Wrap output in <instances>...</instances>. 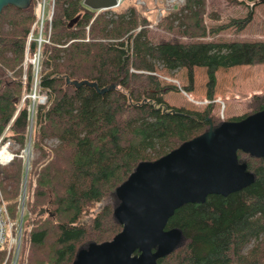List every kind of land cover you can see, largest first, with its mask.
<instances>
[{
    "label": "trees",
    "instance_id": "1",
    "mask_svg": "<svg viewBox=\"0 0 264 264\" xmlns=\"http://www.w3.org/2000/svg\"><path fill=\"white\" fill-rule=\"evenodd\" d=\"M229 1L249 5L247 16L208 31L207 1L185 0L157 25L172 31L177 21L189 37L233 26L241 31L252 21L254 6L264 2ZM128 9L94 10L83 0H56L54 44L45 47L49 71L43 80L52 100L39 115L43 123L34 135L41 156L28 176L30 214L23 222L17 264H72L82 249L113 239L123 229L117 216L122 203L117 188L138 164L154 161L224 122L214 102L203 110L169 104L154 73L158 64L169 71L187 68L188 92L194 87L195 68L206 67L207 96L214 99L219 68L264 63V40L154 44L145 27L152 23L148 13L137 5ZM36 10L33 0L27 8L7 5L0 13V136L25 89L24 69L19 67ZM67 75L96 82L100 88L115 87L103 93L87 84L77 87L67 83ZM248 104L250 112L227 120L263 110L264 92L254 94ZM27 130L24 108L9 137L23 144ZM47 138L58 140L48 151ZM47 152L50 157L40 163ZM238 161L246 163L254 181L227 195L209 194L204 202H185L176 208L165 228L178 229L180 238L157 264H264V156L239 150ZM23 170L21 159L11 167L0 166L1 201L12 219L19 212ZM6 256L3 247L0 263Z\"/></svg>",
    "mask_w": 264,
    "mask_h": 264
},
{
    "label": "water",
    "instance_id": "2",
    "mask_svg": "<svg viewBox=\"0 0 264 264\" xmlns=\"http://www.w3.org/2000/svg\"><path fill=\"white\" fill-rule=\"evenodd\" d=\"M83 2L99 10L116 7L119 0ZM31 3L0 0V13L7 5L24 9ZM78 19H72L69 27ZM66 81L77 87L94 86L102 93L115 87L100 88L96 82L71 80L68 75ZM239 150L264 156V109L241 120L224 121L154 161L140 162L117 188L122 199L117 216L123 229L111 240L82 249L72 264H157L180 238L178 229L165 228L176 208L185 202H204L209 194L227 195L254 181L246 163L238 161ZM46 211L43 208L41 213Z\"/></svg>",
    "mask_w": 264,
    "mask_h": 264
},
{
    "label": "rangeland",
    "instance_id": "3",
    "mask_svg": "<svg viewBox=\"0 0 264 264\" xmlns=\"http://www.w3.org/2000/svg\"><path fill=\"white\" fill-rule=\"evenodd\" d=\"M206 1L207 11L204 16V21L208 31L211 28L227 24L234 18L246 17L248 14L249 5L246 4L230 2L229 0ZM138 3L140 5H138ZM135 5L141 10L146 11L149 18L152 20V23H149L145 27L147 28L148 38L154 44L163 42L264 40V2L257 3L254 6L253 19L243 30L238 31L236 27L233 26L217 33L208 32V34L203 37L186 36L177 21H175V28L172 31H167L157 25L165 14L174 12V10L177 9V3H172L169 0H122L120 7L116 8L126 10ZM112 15V13H108V16L111 17ZM88 27L89 25L87 28ZM11 71L12 70H8L9 74H13ZM154 73L160 78L164 86V98L169 104L177 107H186L192 110H203L210 102H214L216 105V114L224 121L228 118L241 116L250 112L251 108L248 103H250L251 97L254 94L264 92V63L242 64L219 68L217 71V83L219 80V87L215 89L214 99H210L207 96L206 67H196L194 71L193 91H189L188 94L198 101V103L189 99L184 90L189 84L187 68L169 71L161 64H158L156 72ZM172 87L176 89H171ZM40 154L41 151L37 158L41 156ZM44 158L45 157L41 158L40 163ZM29 210L25 219H27L29 216L28 214H30ZM18 234L19 233L16 235L17 238ZM20 248L21 243L17 244L16 249H14L16 254H19Z\"/></svg>",
    "mask_w": 264,
    "mask_h": 264
},
{
    "label": "built area",
    "instance_id": "4",
    "mask_svg": "<svg viewBox=\"0 0 264 264\" xmlns=\"http://www.w3.org/2000/svg\"><path fill=\"white\" fill-rule=\"evenodd\" d=\"M169 1L181 3L184 0ZM55 8L56 0H37L36 20L27 36L25 58L22 64L24 68L22 81L25 89L20 104V108L27 105L29 112V129L26 143L21 148L19 143L11 138H7L13 120L9 122L0 138V165L11 164L16 156L22 158L24 161L25 180L22 184V194L20 196L22 205L25 203L26 176L28 171L32 168V162L36 156L34 135L38 126L42 125V121L39 122V113L40 110H44L52 100V92L49 87L44 85L43 80L44 76L49 71V68H47L45 64L46 58L48 57L45 47L54 44L52 41V30ZM53 141L55 140H47L50 145ZM18 150H20V152H18ZM1 197L2 194L0 190V250L7 241L9 242V251L4 262L5 264L9 258V254L16 249L17 244H19L21 228L17 225L14 227L15 223L10 221L8 209L6 204L1 201ZM23 212L24 207L22 206L21 214H23ZM13 229H17L19 233L18 238L16 237V233H13ZM17 257L18 254L15 255L11 264H17Z\"/></svg>",
    "mask_w": 264,
    "mask_h": 264
},
{
    "label": "bare ground",
    "instance_id": "5",
    "mask_svg": "<svg viewBox=\"0 0 264 264\" xmlns=\"http://www.w3.org/2000/svg\"><path fill=\"white\" fill-rule=\"evenodd\" d=\"M192 101H194L195 103H198V101L194 100V99H191Z\"/></svg>",
    "mask_w": 264,
    "mask_h": 264
},
{
    "label": "crops",
    "instance_id": "6",
    "mask_svg": "<svg viewBox=\"0 0 264 264\" xmlns=\"http://www.w3.org/2000/svg\"><path fill=\"white\" fill-rule=\"evenodd\" d=\"M218 84H219V80H218V83H217L216 89H218V87H219Z\"/></svg>",
    "mask_w": 264,
    "mask_h": 264
}]
</instances>
